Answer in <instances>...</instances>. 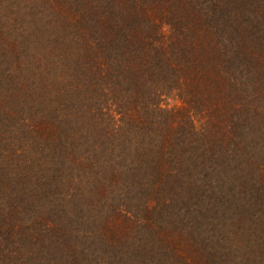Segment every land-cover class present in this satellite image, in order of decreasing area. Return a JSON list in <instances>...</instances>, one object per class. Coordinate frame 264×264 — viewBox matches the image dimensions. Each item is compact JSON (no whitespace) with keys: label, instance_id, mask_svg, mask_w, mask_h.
I'll return each mask as SVG.
<instances>
[{"label":"trees","instance_id":"trees-1","mask_svg":"<svg viewBox=\"0 0 264 264\" xmlns=\"http://www.w3.org/2000/svg\"><path fill=\"white\" fill-rule=\"evenodd\" d=\"M0 264H264V0H0Z\"/></svg>","mask_w":264,"mask_h":264}]
</instances>
